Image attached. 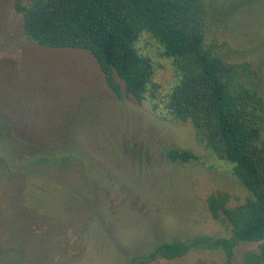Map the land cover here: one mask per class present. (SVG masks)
<instances>
[{
  "label": "rangeland",
  "instance_id": "374dc122",
  "mask_svg": "<svg viewBox=\"0 0 264 264\" xmlns=\"http://www.w3.org/2000/svg\"><path fill=\"white\" fill-rule=\"evenodd\" d=\"M14 1L0 0V131L17 144L0 142V264H133L161 243L227 237L206 198L226 193L235 207L249 194L189 122L171 119L179 76L162 47L141 34L135 46L152 61L153 86L138 102L116 77L119 99L89 52L30 43ZM203 1L205 47L264 104V0ZM168 149L198 159L173 163ZM260 244L239 245L233 264ZM223 261L197 249L151 264Z\"/></svg>",
  "mask_w": 264,
  "mask_h": 264
},
{
  "label": "trees",
  "instance_id": "16d2710c",
  "mask_svg": "<svg viewBox=\"0 0 264 264\" xmlns=\"http://www.w3.org/2000/svg\"><path fill=\"white\" fill-rule=\"evenodd\" d=\"M23 19L26 39L49 49L89 52L117 98L125 95L142 102L153 86L150 58L138 53L142 33L161 47L172 60L178 83L166 108L175 122H189L196 138L217 160L228 163L231 173L245 187L248 197L235 207L227 206L226 193L206 198L211 218L229 230L227 237L198 236L165 242L132 258L133 264L182 258L192 250L221 251L222 264H233L241 244L264 241V104L238 78L237 71L204 45L203 0H15ZM6 149L17 144L4 139ZM18 142V141H17ZM173 163H192L198 156L188 150L168 149ZM39 157L35 164L45 162ZM240 264H264V244L257 252L246 251Z\"/></svg>",
  "mask_w": 264,
  "mask_h": 264
}]
</instances>
